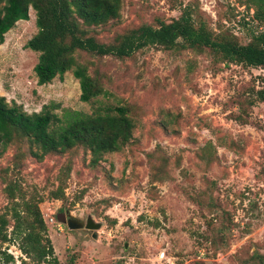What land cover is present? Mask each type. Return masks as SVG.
<instances>
[{
    "label": "rangeland",
    "instance_id": "374dc122",
    "mask_svg": "<svg viewBox=\"0 0 264 264\" xmlns=\"http://www.w3.org/2000/svg\"><path fill=\"white\" fill-rule=\"evenodd\" d=\"M197 1L214 32L229 31L241 44L264 30V22L254 23V10L245 11L248 0ZM193 4L122 0L118 21L100 40L177 18L181 5ZM28 16L0 42V96L27 114L43 106L61 116L65 109L89 114L99 104L127 105L134 124L131 142L94 166L89 153L77 151L59 200L50 191L67 155L24 160L18 182L42 199L38 207L59 264H257L264 257V103L246 102L263 70L217 61L208 50L147 47L124 60L92 57L89 71L107 94L84 103L71 72L37 84L38 54L26 48L37 32L31 8ZM238 107L247 108V124L233 120ZM11 156L8 150L0 157V215L8 219L1 172L11 168ZM69 215L101 228L70 231ZM218 227H226L222 235L215 234ZM0 247L12 264H32L16 243Z\"/></svg>",
    "mask_w": 264,
    "mask_h": 264
},
{
    "label": "trees",
    "instance_id": "16d2710c",
    "mask_svg": "<svg viewBox=\"0 0 264 264\" xmlns=\"http://www.w3.org/2000/svg\"><path fill=\"white\" fill-rule=\"evenodd\" d=\"M245 4V11L250 7L254 10V23H263L264 0H248ZM121 7L122 0H0V42L16 22L28 20L31 8L35 12L37 32L26 43V48L38 54L34 67L37 84H48L71 72L79 83V99L84 103L107 94L102 80L89 71L92 63L88 59L110 56L124 60L147 47L163 51L188 49L198 53L208 50L217 61L264 72V30L252 33L247 44H241L229 31L214 32L203 19L197 0L193 5H181L177 18L156 19L151 24L116 33L108 42L101 41L100 33L116 24ZM259 83L258 89L247 91L248 107L264 103V75L259 77ZM237 104L241 105V101ZM238 110L233 120L247 124V108L238 107ZM131 114L127 105L120 104H99L89 114L65 109L58 116L51 106L27 114L21 106L9 105L0 96V157L12 151L11 168L1 172L10 218L8 213L0 215V243H16L32 264H59L38 207L42 199L36 192L28 196L18 182L23 162L27 157L40 161L47 156L67 155L68 160L56 176L58 186L50 191V197L59 200L63 198L71 159L77 151L89 153L90 165L94 166L105 154L120 151L131 142L134 128ZM147 156L151 160L152 154ZM9 226L12 227L10 234L7 233ZM225 230L226 227H218L215 234L222 235ZM254 261L264 264V257L259 256ZM13 262L12 255L1 251L0 247V264ZM21 263L26 264V261L21 260Z\"/></svg>",
    "mask_w": 264,
    "mask_h": 264
},
{
    "label": "water",
    "instance_id": "95a60500",
    "mask_svg": "<svg viewBox=\"0 0 264 264\" xmlns=\"http://www.w3.org/2000/svg\"><path fill=\"white\" fill-rule=\"evenodd\" d=\"M66 227L70 231H75V230H81V229H86L88 231H98L101 228L100 223H95L92 219H87L85 222L73 218L69 215L68 220L66 221ZM96 234L92 235V238H96Z\"/></svg>",
    "mask_w": 264,
    "mask_h": 264
}]
</instances>
